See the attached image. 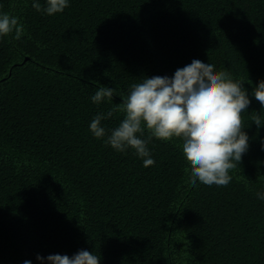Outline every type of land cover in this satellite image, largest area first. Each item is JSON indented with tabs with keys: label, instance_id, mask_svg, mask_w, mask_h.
Instances as JSON below:
<instances>
[{
	"label": "trees",
	"instance_id": "16d2710c",
	"mask_svg": "<svg viewBox=\"0 0 264 264\" xmlns=\"http://www.w3.org/2000/svg\"><path fill=\"white\" fill-rule=\"evenodd\" d=\"M31 5L0 0L25 29L0 38V264L80 250L100 264H264V127L253 122L264 106L251 96L264 80V0H70L52 16ZM194 55L250 94L249 149L227 186L190 181L181 137H153L145 167L89 129L133 84ZM100 86L116 88L113 101H91Z\"/></svg>",
	"mask_w": 264,
	"mask_h": 264
},
{
	"label": "clouds",
	"instance_id": "9594fccd",
	"mask_svg": "<svg viewBox=\"0 0 264 264\" xmlns=\"http://www.w3.org/2000/svg\"><path fill=\"white\" fill-rule=\"evenodd\" d=\"M32 0V7L52 16L70 6V0ZM20 19L0 11V38L12 36L20 39L24 34ZM245 81L235 79L228 71L216 70L210 59L194 55L178 66L171 77H145L143 82L133 84L122 103L91 120L89 129L97 139H103L117 152L128 149L143 160L145 167L154 165L148 144L154 137L168 141L181 137V147L189 164V179L205 185L227 186L231 169L240 164L249 149V136L242 127L241 114L247 112L251 103ZM116 88L100 86L91 101L100 105L113 101ZM264 106V80L251 92ZM124 117L115 128H107L102 122L113 117L114 112ZM255 125L264 127L260 115L253 119ZM145 129L150 132L144 137ZM264 201V191L256 193ZM39 264H100L101 256L80 250L71 257L50 254L46 258L37 254ZM24 264H32L25 260Z\"/></svg>",
	"mask_w": 264,
	"mask_h": 264
}]
</instances>
